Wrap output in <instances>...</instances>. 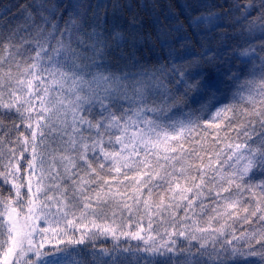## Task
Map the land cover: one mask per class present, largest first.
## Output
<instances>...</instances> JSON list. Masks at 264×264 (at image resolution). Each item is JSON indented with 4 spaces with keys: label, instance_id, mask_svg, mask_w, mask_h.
Returning <instances> with one entry per match:
<instances>
[{
    "label": "snow or ice",
    "instance_id": "1",
    "mask_svg": "<svg viewBox=\"0 0 264 264\" xmlns=\"http://www.w3.org/2000/svg\"><path fill=\"white\" fill-rule=\"evenodd\" d=\"M0 110V264H264V0L0 4Z\"/></svg>",
    "mask_w": 264,
    "mask_h": 264
},
{
    "label": "trees",
    "instance_id": "2",
    "mask_svg": "<svg viewBox=\"0 0 264 264\" xmlns=\"http://www.w3.org/2000/svg\"><path fill=\"white\" fill-rule=\"evenodd\" d=\"M33 0H0V4H9V3H32ZM91 2L93 4L95 3H105L108 5H111L114 0H91ZM115 2H118L120 4H128V3H132V4H136V3H140V2H150V0H115ZM180 2L182 3L183 0H180ZM209 3H224V0H208ZM217 11H221V9H216ZM16 10L13 9V12H15ZM109 12H111V8H109ZM128 18V14L124 13L123 15H121L119 17L120 21H123L125 19ZM19 21H10V23L15 24ZM126 37H127V44L122 45L124 48V51L126 54H132L134 56L135 59L140 60L141 64H145L146 66H148L149 68L151 67L148 58L152 55L151 53L148 52V47L151 46V44L146 45L144 43V41L142 39H138L137 43H136V47L134 48L132 46V37L130 35H128V33H125ZM155 53L159 54V49L156 48L155 49ZM143 57V58H142ZM124 63H126V61L121 62V67L124 66ZM128 70L131 71H136L138 69H133L131 67H129ZM2 111V110H0ZM185 111H187L185 109ZM0 121H2L4 128L3 131L0 132V134H4L7 133V135H5L4 139H5V143H7L8 140L10 139H14L16 137L19 136V132H24L25 135H30V130L26 129L24 124L21 123V121L19 120V118L15 115V113H13L11 116L9 117H0ZM13 123L16 124H20L21 127L19 129V131H17L15 128H13ZM22 139V138H21ZM0 151H4L6 153L7 149L3 146H0ZM26 156H28V153H25ZM30 158V157H29ZM181 215H183V212L181 211L180 213ZM144 223L147 224V218H145ZM166 226V225H164ZM154 227H158V230L162 231L163 226H159V222H158V218L156 223H154ZM114 241L111 239L110 236H100L98 237L95 241L92 242V244H94L95 249L99 250L100 248H112ZM131 244V245H136L137 241H125L124 238H121V246H127V244ZM89 247H91V245H89ZM90 259V257H89Z\"/></svg>",
    "mask_w": 264,
    "mask_h": 264
}]
</instances>
